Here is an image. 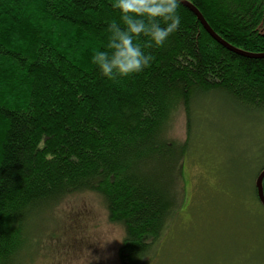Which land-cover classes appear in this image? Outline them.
I'll use <instances>...</instances> for the list:
<instances>
[{
	"label": "trees",
	"instance_id": "1",
	"mask_svg": "<svg viewBox=\"0 0 264 264\" xmlns=\"http://www.w3.org/2000/svg\"><path fill=\"white\" fill-rule=\"evenodd\" d=\"M185 1L224 42L264 54V0ZM178 12L150 68L111 83L90 58L118 20L112 0H0V264H16L33 222L80 193L122 228L120 264H145L183 201L189 142L170 138L173 114L189 126L192 105L216 93L264 111V58Z\"/></svg>",
	"mask_w": 264,
	"mask_h": 264
},
{
	"label": "rangeland",
	"instance_id": "2",
	"mask_svg": "<svg viewBox=\"0 0 264 264\" xmlns=\"http://www.w3.org/2000/svg\"><path fill=\"white\" fill-rule=\"evenodd\" d=\"M172 116L169 136L188 139L183 201L145 264H264V207L254 182L264 165V111L217 93ZM39 220V221H38ZM30 230L16 264H120L123 237L92 193L68 196Z\"/></svg>",
	"mask_w": 264,
	"mask_h": 264
},
{
	"label": "clouds",
	"instance_id": "3",
	"mask_svg": "<svg viewBox=\"0 0 264 264\" xmlns=\"http://www.w3.org/2000/svg\"><path fill=\"white\" fill-rule=\"evenodd\" d=\"M180 0H112L118 20L108 22L106 39L93 50L91 63L111 83L150 68L152 49L163 48L179 28Z\"/></svg>",
	"mask_w": 264,
	"mask_h": 264
},
{
	"label": "water",
	"instance_id": "4",
	"mask_svg": "<svg viewBox=\"0 0 264 264\" xmlns=\"http://www.w3.org/2000/svg\"><path fill=\"white\" fill-rule=\"evenodd\" d=\"M180 4L183 5L185 8H187L189 11H191L194 16L197 18V20L199 21V23L202 25V27L204 28V30L216 41L218 42L220 45H222L224 48L245 56V57H249V58H264V54H250V53H246L243 52L241 50H238L232 46H230L229 44H227L226 42H224L220 37H218L212 30L211 28L208 26V24L206 23V21L204 20V18L202 17V15L198 12V10L191 5L189 2L185 1V0H180ZM264 179V169L257 175V178L254 182V188L256 191V196L257 199L260 203V205H262L264 207V195H263V189H262V181Z\"/></svg>",
	"mask_w": 264,
	"mask_h": 264
}]
</instances>
